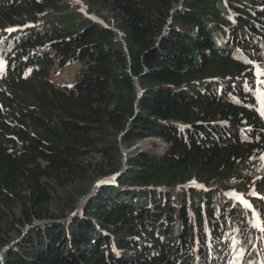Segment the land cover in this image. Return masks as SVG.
Masks as SVG:
<instances>
[{"label":"trees","instance_id":"obj_1","mask_svg":"<svg viewBox=\"0 0 264 264\" xmlns=\"http://www.w3.org/2000/svg\"><path fill=\"white\" fill-rule=\"evenodd\" d=\"M83 4L0 0V264H264V0Z\"/></svg>","mask_w":264,"mask_h":264},{"label":"rangeland","instance_id":"obj_2","mask_svg":"<svg viewBox=\"0 0 264 264\" xmlns=\"http://www.w3.org/2000/svg\"><path fill=\"white\" fill-rule=\"evenodd\" d=\"M79 2L82 5H84L80 0H79ZM82 66L83 65L80 62H72V63H69L65 67H59L56 65L54 67V69L52 70L51 80L54 84H56L57 86H60V87L72 86L75 83L76 77H77L80 69L82 68ZM4 72H5V63L0 62V81H1V78L4 74ZM263 82L264 81L261 79L257 80V83L261 87L258 90L261 93L258 97L259 109L264 113V94L262 93V91L264 90V83ZM167 147H168V144L165 143L162 139L150 137V138H146V139L141 140L140 142H138L134 146H131L129 148L122 147V149L128 153V155H129L128 159H129L132 155L136 154L138 149L139 150L140 149L146 150V151L163 152L167 149ZM261 163H262V166L264 167V156L262 158ZM231 196H233V197L241 196V197H243V199L245 201L249 200L250 202H252L251 199H253V202H259L258 198L264 200V193H260V191L256 188L252 189L250 191V194H248V195L245 194V190H240L239 192L231 191ZM254 199H256V200L254 201ZM242 204H246V202L242 203ZM249 207H250V211L252 213V216L258 215L259 213H261L257 209V207L254 203H251ZM260 220H261V227L259 228V231H264V219L260 217ZM173 226H174V229L178 230V232L180 231L181 228H180L179 223L175 222Z\"/></svg>","mask_w":264,"mask_h":264},{"label":"water","instance_id":"obj_3","mask_svg":"<svg viewBox=\"0 0 264 264\" xmlns=\"http://www.w3.org/2000/svg\"><path fill=\"white\" fill-rule=\"evenodd\" d=\"M82 3H83V1L82 0H80ZM83 7L85 8V5H83ZM94 18V17H93ZM138 85V84H137ZM123 152H124V160H125V166H126V162H127V160H128V157H129V155H128V153L125 151V150H123ZM126 168V167H125ZM125 168H123L119 173H116V174H113V175H110V176H108V177H105V178H103V179H101L95 186H94V188H93V190L91 191V193L90 194H88V196L86 197V199L83 201V203H82V205H81V207L95 194V192L97 191V189H98V187H100V186H102V185H104V184H108V183H111L115 178H117L122 172H124L125 171ZM101 182H103V183H101ZM81 207H79L78 208V210L74 213V214H72L71 216H69L66 220H68V219H70V218H72L75 214H77L80 210H81ZM39 223H42V222H39ZM39 223H37V224H39ZM37 224H35V225H37ZM35 225H33V226H31V227H27L26 229H25V231H24V234L25 233H27L28 231H29V229L30 228H32V227H34ZM20 239H17L14 243H16V242H18ZM13 244H11V245H8V246H6L4 249H3V251L1 252V254H0V259H1V261L4 263V254H5V252L6 251H8L9 249H10V247L12 246Z\"/></svg>","mask_w":264,"mask_h":264},{"label":"snow or ice","instance_id":"obj_4","mask_svg":"<svg viewBox=\"0 0 264 264\" xmlns=\"http://www.w3.org/2000/svg\"><path fill=\"white\" fill-rule=\"evenodd\" d=\"M9 31H12V29H9ZM101 183H103V182H101Z\"/></svg>","mask_w":264,"mask_h":264}]
</instances>
